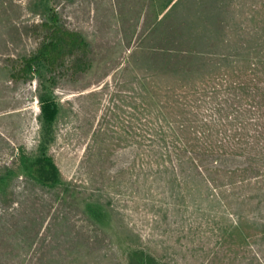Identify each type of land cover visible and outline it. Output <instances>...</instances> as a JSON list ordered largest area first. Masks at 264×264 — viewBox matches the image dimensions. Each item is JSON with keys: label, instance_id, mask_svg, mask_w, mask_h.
I'll return each instance as SVG.
<instances>
[{"label": "rangeland", "instance_id": "obj_1", "mask_svg": "<svg viewBox=\"0 0 264 264\" xmlns=\"http://www.w3.org/2000/svg\"><path fill=\"white\" fill-rule=\"evenodd\" d=\"M52 17L88 67L16 80ZM0 264H264V0H0Z\"/></svg>", "mask_w": 264, "mask_h": 264}, {"label": "trees", "instance_id": "obj_2", "mask_svg": "<svg viewBox=\"0 0 264 264\" xmlns=\"http://www.w3.org/2000/svg\"><path fill=\"white\" fill-rule=\"evenodd\" d=\"M179 3L176 1L173 7H177ZM40 28L42 31L41 44L35 54L20 60L18 69L13 73L16 80L26 79L30 75L39 73L40 68H45L50 74L49 81L55 84L56 72L68 65L75 71L86 70L90 45L79 33L61 26L57 17L43 21ZM41 102L43 150L42 154L35 158L34 163L39 179L48 185H55L60 182L59 169L53 159L46 154L45 147L48 144L47 136L53 127L56 104L50 106L43 97H41ZM51 107L53 108L50 110Z\"/></svg>", "mask_w": 264, "mask_h": 264}]
</instances>
